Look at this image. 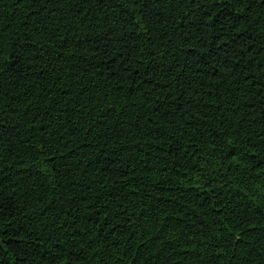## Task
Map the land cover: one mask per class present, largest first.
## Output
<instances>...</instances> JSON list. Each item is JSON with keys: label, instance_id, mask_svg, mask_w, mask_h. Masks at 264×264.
Here are the masks:
<instances>
[{"label": "trees", "instance_id": "1", "mask_svg": "<svg viewBox=\"0 0 264 264\" xmlns=\"http://www.w3.org/2000/svg\"><path fill=\"white\" fill-rule=\"evenodd\" d=\"M0 264H264V0H0Z\"/></svg>", "mask_w": 264, "mask_h": 264}]
</instances>
